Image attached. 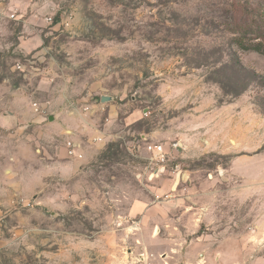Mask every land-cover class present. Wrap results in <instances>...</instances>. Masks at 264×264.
Wrapping results in <instances>:
<instances>
[{
    "label": "rangeland",
    "instance_id": "1",
    "mask_svg": "<svg viewBox=\"0 0 264 264\" xmlns=\"http://www.w3.org/2000/svg\"><path fill=\"white\" fill-rule=\"evenodd\" d=\"M0 2V84L7 77L40 98L51 83L97 80L118 107L113 119L99 112L111 139L73 178L44 175L36 162L19 175L0 167V264H188L190 249L194 264H213L215 228L200 219L218 205L242 220L238 232L250 230L260 201L228 192L244 180L225 182L230 155L208 145L209 132L195 131L207 142L198 152L173 150L159 177L137 175L147 142L169 148L218 117L243 133L229 140L233 153L264 151V54L242 51L229 32L236 6L249 20L264 14L262 0ZM25 59L26 71L16 69Z\"/></svg>",
    "mask_w": 264,
    "mask_h": 264
},
{
    "label": "crops",
    "instance_id": "2",
    "mask_svg": "<svg viewBox=\"0 0 264 264\" xmlns=\"http://www.w3.org/2000/svg\"><path fill=\"white\" fill-rule=\"evenodd\" d=\"M36 47L40 46H18L16 50L26 54ZM54 78L53 76L51 80ZM9 80L6 77L4 83L0 84V167L4 173L19 175L23 170L29 171L26 169L28 163L36 162L40 166L38 171H43L44 175L70 179L106 147L112 134L102 127L107 122H101L99 112L108 110L110 119H113L118 113V107L115 103L116 97L100 87L101 82L91 80L81 83L71 79L62 89H56L60 84L51 83L49 87L47 84V91L38 98L24 86H13ZM103 95H110L113 100L104 103L101 100ZM35 97L34 102L39 111L31 105L30 99ZM51 115L54 116L52 120ZM128 118L131 121L138 120V117L134 119L130 115ZM225 119L218 117L211 129L205 126L194 128L191 132H180V147L188 153L198 152L207 142H203L201 136V141L196 139L195 131L211 133V136H208V145L218 153L230 155L229 164L224 169L225 182L230 185L234 180H244V185L238 193L235 187H228V192L232 195H243L245 199L257 196L260 203L251 205L250 210L260 209V213L254 223L246 224L251 231L245 229L238 232L237 228L242 220L237 222L227 219L226 211L220 205L215 208L212 216L202 212L200 222L215 228L212 235V249L216 253L213 264H264V257L261 255L264 252H260V249H264V151L253 157L233 153L232 148L235 145L229 140L233 136L234 143L240 144L243 133ZM69 141L74 143L76 152L82 154V157L68 155ZM242 143L246 145L243 139ZM193 172L188 170L183 174L186 182H191ZM220 193L221 191H218L216 196ZM205 210H209L208 206ZM252 240H255L256 244H251ZM195 252L193 249L188 250V264H194L192 258ZM203 255L205 256L206 252H203ZM205 258L207 257L205 256L203 261ZM203 263L209 264L208 261Z\"/></svg>",
    "mask_w": 264,
    "mask_h": 264
},
{
    "label": "trees",
    "instance_id": "3",
    "mask_svg": "<svg viewBox=\"0 0 264 264\" xmlns=\"http://www.w3.org/2000/svg\"><path fill=\"white\" fill-rule=\"evenodd\" d=\"M263 3L257 9L262 8L264 11ZM234 21L229 26V32L232 37L231 40L237 44V47L245 52H257L264 54V14L260 13V17L255 16L253 19L247 20L243 16L239 5L234 8ZM258 19L262 21L258 22ZM114 146L113 143L108 145V149Z\"/></svg>",
    "mask_w": 264,
    "mask_h": 264
},
{
    "label": "built area",
    "instance_id": "4",
    "mask_svg": "<svg viewBox=\"0 0 264 264\" xmlns=\"http://www.w3.org/2000/svg\"><path fill=\"white\" fill-rule=\"evenodd\" d=\"M28 59L18 60L15 64L16 69L20 71H26ZM36 111H39V107L36 108ZM68 147V155L69 156H78L82 157V154H78L74 147V143L69 141L67 143ZM180 147V143L178 141H174L171 143L169 148L166 144L162 142H147L145 146V150L148 153L147 156H144L145 167L144 171L138 173V178L143 177L146 173H149V177L151 179L159 177L163 170L167 167V163L169 162V158L171 157V153L173 150H176ZM176 174V177H182V170L179 169V164H177L173 171Z\"/></svg>",
    "mask_w": 264,
    "mask_h": 264
},
{
    "label": "water",
    "instance_id": "5",
    "mask_svg": "<svg viewBox=\"0 0 264 264\" xmlns=\"http://www.w3.org/2000/svg\"><path fill=\"white\" fill-rule=\"evenodd\" d=\"M102 102H108V101H112L113 100V97L110 96V95H103L102 98H101ZM50 119H54V116L51 115Z\"/></svg>",
    "mask_w": 264,
    "mask_h": 264
},
{
    "label": "bare ground",
    "instance_id": "6",
    "mask_svg": "<svg viewBox=\"0 0 264 264\" xmlns=\"http://www.w3.org/2000/svg\"><path fill=\"white\" fill-rule=\"evenodd\" d=\"M235 140V139H234ZM234 142V141H233Z\"/></svg>",
    "mask_w": 264,
    "mask_h": 264
}]
</instances>
